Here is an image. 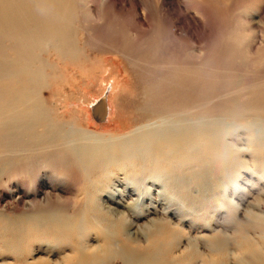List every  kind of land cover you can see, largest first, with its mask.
<instances>
[{
  "label": "rangeland",
  "instance_id": "374dc122",
  "mask_svg": "<svg viewBox=\"0 0 264 264\" xmlns=\"http://www.w3.org/2000/svg\"><path fill=\"white\" fill-rule=\"evenodd\" d=\"M56 5L69 10L78 52L67 61L52 50L36 52L46 63L40 94L52 118L91 134V143L96 136L129 141L205 124L219 130L224 149L210 158L190 150L184 165L137 152L118 159L93 153L83 169L49 155L0 167V264H62L76 248L108 242L114 219L143 249L165 251V264H210L209 257L258 264L248 253L253 244L264 253V0ZM8 6H0L3 17ZM24 28L16 37L25 45ZM10 33L0 25L4 48ZM104 95L109 113L97 122L92 105ZM134 162L139 171L118 170ZM153 170L166 176L151 181ZM86 184L99 191L85 199ZM244 239L252 245L240 258Z\"/></svg>",
  "mask_w": 264,
  "mask_h": 264
},
{
  "label": "bare ground",
  "instance_id": "6f19581e",
  "mask_svg": "<svg viewBox=\"0 0 264 264\" xmlns=\"http://www.w3.org/2000/svg\"><path fill=\"white\" fill-rule=\"evenodd\" d=\"M59 2L60 0H0L1 7L10 4L7 7V16L3 17L0 14V25L8 28L11 32L9 38L12 40L9 48L0 45V167L8 165V167L16 168L21 163L25 166L29 164V159L46 155L74 162L80 168L89 166L93 153H105L106 155L110 153L112 157L116 156L118 159V157H129L138 152L145 157L151 156L155 161L174 160V162L183 165L184 156L189 155L190 150L193 149L198 151L201 158L203 156H208L207 158L218 156V153L224 149L218 142L219 130L217 128L211 129L205 124L179 125L173 128L174 132L169 134H160L159 136L150 134L135 137L129 141L125 139L107 141L96 136L95 141L91 143L88 141L92 137L91 134L88 135L71 127L67 129L64 122H58L52 118L51 114L53 113L46 106L40 94L42 88H44V66L46 64L40 58V54L52 50L63 60H74L78 52L75 46L73 24L69 10L66 11L60 7L54 9ZM18 4L21 5L15 7ZM44 7H52L53 12L50 13V8L43 10ZM38 9L41 11L40 14ZM42 11L46 15L42 16ZM17 14L26 18L24 23L14 22V20H17ZM19 28H24L26 35L29 36L25 45L19 42L16 37ZM108 113L109 110H107L106 115ZM142 114L155 117L163 116L158 111H142ZM166 115L169 114L166 113ZM234 116L236 114L230 113L228 115L230 119ZM238 117L241 118L242 116ZM248 117L250 118V115L246 116V118ZM92 118L95 120L94 117ZM132 135H130V138ZM140 143H144L143 147ZM139 145L143 151L138 147L136 148ZM160 155L162 157L165 155L166 158H158ZM117 165L118 170L121 171L133 169L139 171L141 169L138 162ZM166 170H160L159 174L161 173V175H155V173H158L157 171H150L151 181L165 177ZM142 181L144 182L143 178L136 181V183ZM83 191H85L86 199L98 193L99 190L94 188L93 185L86 184ZM68 219L64 220L66 225H69L70 228L74 227V220L70 221ZM105 219L108 220L106 217ZM57 224L60 227L63 221H59ZM262 225L261 227L264 228ZM262 229L259 230L262 231ZM110 230L111 232L108 233L110 240L108 242L101 243L92 250L84 247L76 248L74 253L62 264H165V251L160 248L151 251L143 249L140 244H136L138 242H136L137 237L127 234L124 225L118 223L115 219L110 225ZM154 237L151 236V238ZM247 238L249 239V237ZM248 239H244V241L246 240L244 244L246 250L242 248L237 254L240 258L245 257V253L247 256L248 246L252 245V243L248 244ZM155 244L154 240L150 245L157 247ZM158 246L160 247V245ZM251 247L253 252L250 250L248 253L250 258L258 264H264V253L258 250L257 245L253 244ZM214 258L209 257L208 263L218 264L217 258Z\"/></svg>",
  "mask_w": 264,
  "mask_h": 264
},
{
  "label": "water",
  "instance_id": "95a60500",
  "mask_svg": "<svg viewBox=\"0 0 264 264\" xmlns=\"http://www.w3.org/2000/svg\"><path fill=\"white\" fill-rule=\"evenodd\" d=\"M106 96H102L92 106V114L97 122H102L106 119L107 115Z\"/></svg>",
  "mask_w": 264,
  "mask_h": 264
},
{
  "label": "crops",
  "instance_id": "0c3cea01",
  "mask_svg": "<svg viewBox=\"0 0 264 264\" xmlns=\"http://www.w3.org/2000/svg\"><path fill=\"white\" fill-rule=\"evenodd\" d=\"M93 106V105H92Z\"/></svg>",
  "mask_w": 264,
  "mask_h": 264
}]
</instances>
